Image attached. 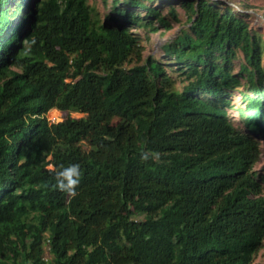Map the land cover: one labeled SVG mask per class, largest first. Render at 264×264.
<instances>
[{
  "label": "trees",
  "instance_id": "obj_1",
  "mask_svg": "<svg viewBox=\"0 0 264 264\" xmlns=\"http://www.w3.org/2000/svg\"><path fill=\"white\" fill-rule=\"evenodd\" d=\"M116 2L108 22L89 0H0V264H45L46 243L49 264H253L264 67L248 5ZM176 4L174 64L143 56L138 31L181 22ZM234 90L251 132L228 118Z\"/></svg>",
  "mask_w": 264,
  "mask_h": 264
},
{
  "label": "rangeland",
  "instance_id": "obj_2",
  "mask_svg": "<svg viewBox=\"0 0 264 264\" xmlns=\"http://www.w3.org/2000/svg\"><path fill=\"white\" fill-rule=\"evenodd\" d=\"M91 4H94L100 10L101 15L103 16L104 20L110 21V15L117 13V0H89ZM126 1V0H124ZM161 1V0H159ZM167 1L168 0H162ZM227 2L234 6L236 9H242V7H238L237 3H245L248 5L246 12L248 13V20L250 22L251 28L257 31L263 43V54H262V64L264 67V0H227ZM168 5L165 4L161 7V11L163 14L168 13ZM177 11L181 18V22L179 21H172V26L169 30H164L163 27H160L156 32H149L148 34L145 31H138L141 39V44L143 46V56L152 55L157 57L162 62L167 64H174V62L170 59V57L166 53L165 46L174 40L178 34L181 33L183 28L188 26L186 22V15L183 8L180 5H177ZM243 57L234 60V68L237 72L240 68V61ZM181 83L177 80V85L179 86ZM232 97L230 99L229 105L226 107V112L228 118L233 123L235 127L238 129H242L243 131L251 132L248 128L246 121L240 114L238 107H243V101H241L239 97L238 91L234 90L232 93ZM83 113L80 112H67L61 111L56 108L50 110L47 113V117L50 121L59 122L64 120L66 117L71 116L73 118H79L83 116ZM256 145H257V159L254 163L253 170L256 172L264 173V136H258L254 134ZM263 187L264 193V182L261 183ZM45 252L43 257L46 261L45 264H49L50 260L52 259V254L48 250L47 243L44 245ZM253 264H264V243L262 247L255 253Z\"/></svg>",
  "mask_w": 264,
  "mask_h": 264
},
{
  "label": "clouds",
  "instance_id": "obj_3",
  "mask_svg": "<svg viewBox=\"0 0 264 264\" xmlns=\"http://www.w3.org/2000/svg\"><path fill=\"white\" fill-rule=\"evenodd\" d=\"M73 183H76L75 181Z\"/></svg>",
  "mask_w": 264,
  "mask_h": 264
}]
</instances>
